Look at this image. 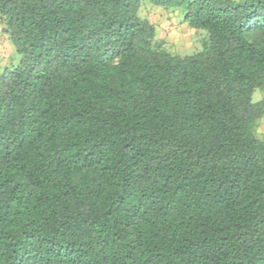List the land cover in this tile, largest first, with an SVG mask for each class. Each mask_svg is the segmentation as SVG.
Returning <instances> with one entry per match:
<instances>
[{"label": "trees", "instance_id": "obj_1", "mask_svg": "<svg viewBox=\"0 0 264 264\" xmlns=\"http://www.w3.org/2000/svg\"><path fill=\"white\" fill-rule=\"evenodd\" d=\"M0 0V264H264V0Z\"/></svg>", "mask_w": 264, "mask_h": 264}, {"label": "rangeland", "instance_id": "obj_2", "mask_svg": "<svg viewBox=\"0 0 264 264\" xmlns=\"http://www.w3.org/2000/svg\"><path fill=\"white\" fill-rule=\"evenodd\" d=\"M139 15L150 18L155 25L156 40L163 43L167 52L172 55L190 56L202 49L206 38L204 31L189 29L182 22L180 11H164L153 7L147 0H142ZM154 10L152 12L151 10ZM20 57L15 53L7 35L0 27V71L5 67L11 69L19 63ZM264 100V90L256 89L252 95V102ZM257 137L264 141V117L256 130Z\"/></svg>", "mask_w": 264, "mask_h": 264}, {"label": "crops", "instance_id": "obj_3", "mask_svg": "<svg viewBox=\"0 0 264 264\" xmlns=\"http://www.w3.org/2000/svg\"><path fill=\"white\" fill-rule=\"evenodd\" d=\"M158 10H162V9H158ZM152 12H154V10L152 9L151 10ZM148 19L152 22V20L148 17ZM153 23V22H152Z\"/></svg>", "mask_w": 264, "mask_h": 264}]
</instances>
